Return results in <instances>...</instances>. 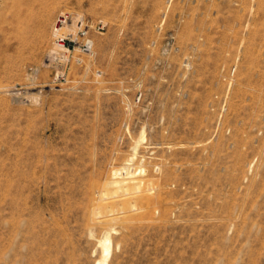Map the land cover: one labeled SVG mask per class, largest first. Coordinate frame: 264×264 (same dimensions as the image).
<instances>
[{"label": "rangeland", "instance_id": "374dc122", "mask_svg": "<svg viewBox=\"0 0 264 264\" xmlns=\"http://www.w3.org/2000/svg\"><path fill=\"white\" fill-rule=\"evenodd\" d=\"M58 15L90 49L53 52ZM116 167L151 193L93 223ZM106 236L105 264H264V0H0V264Z\"/></svg>", "mask_w": 264, "mask_h": 264}, {"label": "bare ground", "instance_id": "6f19581e", "mask_svg": "<svg viewBox=\"0 0 264 264\" xmlns=\"http://www.w3.org/2000/svg\"><path fill=\"white\" fill-rule=\"evenodd\" d=\"M119 169L120 167L114 168V176L110 175L111 177L102 182L100 181L95 190L96 195L92 197L90 205L91 221L93 223L118 219L126 212L124 210L114 211L119 205L122 206L135 203L140 198L151 193L149 187H143L145 180L136 176L135 174H137V172H129L127 170L124 171V175H118ZM133 210H136V208H133L132 211ZM99 243L102 247V256L98 258L94 264H105L110 255V239L106 236L103 240H99Z\"/></svg>", "mask_w": 264, "mask_h": 264}, {"label": "built area", "instance_id": "2783aa9c", "mask_svg": "<svg viewBox=\"0 0 264 264\" xmlns=\"http://www.w3.org/2000/svg\"><path fill=\"white\" fill-rule=\"evenodd\" d=\"M66 15H58L54 21V48L53 52L58 53L60 52H66L68 51L70 45L72 42H76L77 45L81 46L83 49H90L92 46V39L89 37L87 33L86 27L83 25V18L81 16H78L74 19V26H76V33L77 35L73 38L66 37L65 35H61L58 32V29L61 25H63L66 22ZM80 39H78V37Z\"/></svg>", "mask_w": 264, "mask_h": 264}]
</instances>
